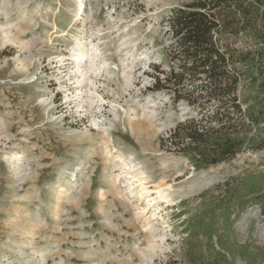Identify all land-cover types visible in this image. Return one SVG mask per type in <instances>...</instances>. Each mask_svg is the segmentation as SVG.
Here are the masks:
<instances>
[{
    "label": "rangeland",
    "instance_id": "374dc122",
    "mask_svg": "<svg viewBox=\"0 0 264 264\" xmlns=\"http://www.w3.org/2000/svg\"><path fill=\"white\" fill-rule=\"evenodd\" d=\"M187 1L0 0V264H264V123L235 159L197 164L170 141L199 112L152 90Z\"/></svg>",
    "mask_w": 264,
    "mask_h": 264
},
{
    "label": "trees",
    "instance_id": "16d2710c",
    "mask_svg": "<svg viewBox=\"0 0 264 264\" xmlns=\"http://www.w3.org/2000/svg\"><path fill=\"white\" fill-rule=\"evenodd\" d=\"M168 24L176 63L168 73L154 66L152 90L171 88L201 116L174 129L171 151L204 166L229 162L242 153L238 135L249 121L264 123V0H188L172 9ZM249 72L263 91L254 115L239 96Z\"/></svg>",
    "mask_w": 264,
    "mask_h": 264
},
{
    "label": "bare ground",
    "instance_id": "6f19581e",
    "mask_svg": "<svg viewBox=\"0 0 264 264\" xmlns=\"http://www.w3.org/2000/svg\"><path fill=\"white\" fill-rule=\"evenodd\" d=\"M87 54L86 53H84V52H82V54L80 55L81 57H82V60H81V62H79L80 64H82V62L83 61H85L84 60V58H85V56H86ZM78 57H79V55H78ZM88 59L86 60L87 62L91 59V56H89V57H87ZM71 60V59H70ZM97 62L96 61H93L92 62V66L89 68V70L88 69H86V70H80V71H82V73L81 74H84L85 72L87 73V74H90V73H96V71H97V68H98V65L96 64ZM72 65L74 64L73 62L71 63ZM81 69V68H80ZM65 71L64 72H67V71H69V70H66V68L64 69ZM88 70V71H87ZM79 71V72H80ZM154 193V192H153ZM158 194H159V197L158 198H156L155 200H154V202L152 203V207H151V209H153V208H156V210L157 211H160V213L162 212V211H165L167 208H169V207H171V201L169 200V196L167 197V195H164V194H162V193H160V192H158ZM157 194V195H158ZM152 193H151V191L149 190V189H147V188H144L142 191H141V197H140V199H143V200H148L150 197H152ZM151 201H153V200H151ZM149 203V202H148ZM146 208V207H145ZM167 211V210H166ZM167 214V213H166ZM157 220V219H156Z\"/></svg>",
    "mask_w": 264,
    "mask_h": 264
}]
</instances>
